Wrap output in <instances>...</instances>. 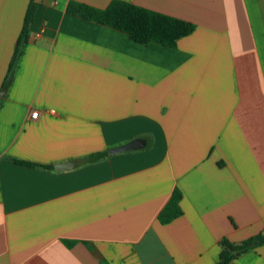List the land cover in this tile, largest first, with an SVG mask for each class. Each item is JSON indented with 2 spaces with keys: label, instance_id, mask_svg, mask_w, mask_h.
Returning a JSON list of instances; mask_svg holds the SVG:
<instances>
[{
  "label": "crops",
  "instance_id": "0c3cea01",
  "mask_svg": "<svg viewBox=\"0 0 264 264\" xmlns=\"http://www.w3.org/2000/svg\"><path fill=\"white\" fill-rule=\"evenodd\" d=\"M71 1L113 0H0V264H218L224 239L264 233V0H123L193 23L175 48ZM228 264H264V245Z\"/></svg>",
  "mask_w": 264,
  "mask_h": 264
},
{
  "label": "trees",
  "instance_id": "16d2710c",
  "mask_svg": "<svg viewBox=\"0 0 264 264\" xmlns=\"http://www.w3.org/2000/svg\"><path fill=\"white\" fill-rule=\"evenodd\" d=\"M35 8L36 5L32 2L10 66L9 75L6 81L7 84H9L11 80V72L22 48L29 41V27L32 22ZM67 11L71 15L124 32L133 41L140 44L153 42L165 47L175 48L180 39L189 36L195 30V25L191 22L152 11L123 0H113L105 9H98L87 4L71 1L68 5ZM107 156V152L95 153L88 156L84 160V163H95ZM16 163L28 167L39 166L50 168L49 166L26 163L20 160H16ZM181 199V192L176 190L171 201L160 214V221L162 223H170L183 214L180 206ZM222 244L224 250L221 255V261L218 264H228L239 254L263 246L264 233L249 238L240 244H232L226 239L222 241Z\"/></svg>",
  "mask_w": 264,
  "mask_h": 264
},
{
  "label": "water",
  "instance_id": "95a60500",
  "mask_svg": "<svg viewBox=\"0 0 264 264\" xmlns=\"http://www.w3.org/2000/svg\"><path fill=\"white\" fill-rule=\"evenodd\" d=\"M148 145H149L148 140L143 139V138H137V139H134L128 142L127 144L110 149L109 155L113 156V155L129 152V151L143 150L147 148ZM74 167H75L74 162H67V163L57 165L56 170L64 171V170L72 169Z\"/></svg>",
  "mask_w": 264,
  "mask_h": 264
},
{
  "label": "built area",
  "instance_id": "2783aa9c",
  "mask_svg": "<svg viewBox=\"0 0 264 264\" xmlns=\"http://www.w3.org/2000/svg\"><path fill=\"white\" fill-rule=\"evenodd\" d=\"M38 115H39V113L38 112H35V113H33V117H38Z\"/></svg>",
  "mask_w": 264,
  "mask_h": 264
}]
</instances>
